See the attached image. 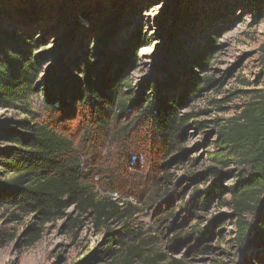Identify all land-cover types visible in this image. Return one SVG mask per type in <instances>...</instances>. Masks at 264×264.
Returning <instances> with one entry per match:
<instances>
[{"label": "rangeland", "instance_id": "374dc122", "mask_svg": "<svg viewBox=\"0 0 264 264\" xmlns=\"http://www.w3.org/2000/svg\"><path fill=\"white\" fill-rule=\"evenodd\" d=\"M247 4L248 0H0V29L24 31V40L42 39L57 53L69 47L62 53L66 57L86 50L94 59L106 35L124 47L130 46L131 37H139L136 62L126 64L122 76L136 82L152 75L175 100L177 114L189 115L180 131L187 155L181 160L174 158L177 151L167 154V146L155 138L137 107L126 112L112 108L107 128L97 130L84 115L45 108L40 92L26 99L29 111L56 127L78 150L95 196L113 200L124 212L122 219L107 221L110 228L122 233L126 244L139 243L152 264H264V236L255 235L260 215L243 214L250 228L238 241L239 222L228 190L243 187L250 170L234 159L225 165L210 155L217 149L220 127L264 91V12L255 19ZM176 6L187 20L179 30L184 45L198 54L209 48V41L214 44L207 67H192L197 75L211 76L212 83L195 90L193 73L178 70L182 86H176L178 80L170 86L166 69L155 67L165 52ZM260 8L264 10V0ZM180 89L185 93L182 100L177 98ZM19 111L0 106V132L9 120L21 117ZM209 167L221 171L225 189L220 196L206 191L213 180L206 173ZM11 211L0 207V264H81L88 256L90 264L109 263V258L93 257L105 248L103 230L75 206L43 223L34 213H20L12 220ZM69 217L82 222L67 229ZM34 222L41 227L40 238L27 245L25 230ZM113 247L118 249L116 257L123 258L126 249ZM128 264L142 262L134 258Z\"/></svg>", "mask_w": 264, "mask_h": 264}, {"label": "trees", "instance_id": "16d2710c", "mask_svg": "<svg viewBox=\"0 0 264 264\" xmlns=\"http://www.w3.org/2000/svg\"><path fill=\"white\" fill-rule=\"evenodd\" d=\"M177 3V2H176ZM247 6L255 19L264 12L260 0H248ZM173 23L167 30L164 53L157 61L156 69L165 68L170 86L181 87L178 70L193 73L191 88L212 83V77L197 75L192 67L204 69L210 58L209 48L195 54L179 38V30L186 19L181 10L175 7ZM166 13L160 18L163 25ZM184 17V16H183ZM24 31L6 32L0 29V106L17 110L21 117L9 120L0 132V207L12 208L9 218L18 219L20 213L37 214L40 223L58 216L68 206H75L79 214H88L94 227L103 230L104 250L94 252V258L110 259L108 264H128L134 258L142 264H152V259L144 255L139 243H125L121 234L110 228L111 218L122 219L124 212L110 199H99L87 184L78 150L70 139L56 127L47 124L29 111L27 98L42 94L43 106L61 110L65 115H84L91 121V127L105 130L112 108L126 112L139 108V117L151 125V130L170 154L177 151L175 159L187 158L182 149L181 128L188 121V114L178 115L175 100L167 95L160 81L152 75L141 77L134 82L123 77L121 69L136 62L135 47L139 37H131L130 46L113 44L109 35L97 44L92 59L86 50L64 56L65 48L57 53L48 48L42 39L24 40ZM133 36V35H132ZM164 36V35H163ZM26 38V39H27ZM53 65L46 67L47 63ZM264 66V55L262 56ZM136 67H134L135 69ZM121 71V72H120ZM180 89L177 98H184ZM144 99V100H143ZM117 112V116L119 113ZM216 150L210 153L211 159L221 164L233 160L249 168L243 187L229 188L233 210L239 222L238 241L246 235L250 224L243 219L246 212H258L257 234L264 236V91L248 101L236 119L222 125L218 131ZM166 148V147H165ZM173 158V159H174ZM220 170L209 167L206 173L212 177L207 193L220 196L225 189ZM198 185L193 187L198 191ZM116 192V191H115ZM183 198V196L181 197ZM79 217H69L67 229L72 230L81 223ZM25 243L32 245L41 234V227L30 223L25 230ZM118 233V234H117ZM209 230L204 233L209 235ZM125 248L126 253L116 257L117 250ZM175 262L173 260L170 264ZM92 263L88 256L81 264ZM156 264V263H155Z\"/></svg>", "mask_w": 264, "mask_h": 264}]
</instances>
